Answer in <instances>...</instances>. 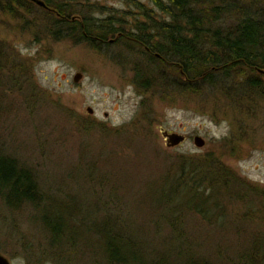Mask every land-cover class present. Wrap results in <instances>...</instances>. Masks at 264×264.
Wrapping results in <instances>:
<instances>
[{"label": "rangeland", "instance_id": "374dc122", "mask_svg": "<svg viewBox=\"0 0 264 264\" xmlns=\"http://www.w3.org/2000/svg\"><path fill=\"white\" fill-rule=\"evenodd\" d=\"M190 1L207 12L213 6L233 5L229 13L219 12L218 23L223 27L234 24L246 10L256 15L258 9L264 8V0ZM71 2L95 18L112 16L128 26L143 20L136 2L154 9L150 0ZM32 8L34 13L21 12L19 17L0 12L3 152L29 167L47 194L61 200L73 197L96 216L103 212L122 213L138 224L135 228L153 230L155 213L144 201H138L136 194L147 170L134 177L126 172L128 178H133L121 190L116 187L115 194L111 184L114 180L108 184L98 180L105 170H96V164L87 169L89 149L85 144L101 136L82 130L89 124L96 131L100 125L113 129L136 119L141 123L151 119L152 144L164 152L161 158L165 164L178 156L194 160L212 154L235 173L234 193L217 189L215 195L222 202L218 214L226 216L224 221L202 222L197 210L182 209L181 229L197 239L200 251L206 256L219 251V257L229 262L234 252L245 249L252 239L264 238L263 215L258 211L262 209L264 193V88H252L246 75L233 74L220 84L197 85L195 92L173 85L165 86L162 92H143L132 83V63L138 60L135 51L130 53L116 44L114 37L100 50L65 38L56 40L44 13ZM77 72L82 77L75 83L72 77ZM87 107L92 108L91 114L86 112ZM159 128L183 134L185 141L167 147ZM194 135L204 139L202 147L194 146ZM96 152L92 155L99 165V151ZM235 196L256 203V212L246 213L243 204L235 203ZM238 212L245 215L246 221L232 225L231 215ZM34 214L32 210L10 211L0 201V254L10 264H55L43 252V234L33 222Z\"/></svg>", "mask_w": 264, "mask_h": 264}, {"label": "trees", "instance_id": "16d2710c", "mask_svg": "<svg viewBox=\"0 0 264 264\" xmlns=\"http://www.w3.org/2000/svg\"><path fill=\"white\" fill-rule=\"evenodd\" d=\"M43 2L44 8L30 0H0V12L19 17L21 12L34 13L33 6L44 13L54 39L85 43L96 50L114 37L116 44L138 56L132 63V83L143 92H162L171 85L195 92L197 85L220 84L233 74L246 75L252 88H264V72H258L264 71V8L256 15L246 10L234 24L223 27L218 23L219 12L229 13L233 5L213 6L207 12L197 9L190 0H150L154 9L135 3L143 20L128 26L112 16L95 18L71 0ZM143 121L136 119L113 129L100 125L96 131L89 124L82 130L101 136L85 144L89 149L87 169L96 164V170H105L106 174H98V180L103 184L114 180L115 194L116 187L120 189L134 174L147 170L136 194L138 201H144L155 213L153 230L135 228L138 224L121 212L96 216L73 197L61 200L47 194L29 167L0 148L3 207L13 212H35L33 222L43 234V252L55 264H264V238L260 236L245 249L236 250L228 262L219 257V251L204 255L197 239L181 229L185 207L197 210L202 222L224 221L226 216L218 214L222 202L215 195L217 189L234 193L235 173L212 154L194 160L178 156L165 164L161 158L164 152L152 144L154 120ZM112 146L114 151H110ZM96 151L101 167L92 155ZM126 172L133 177L128 178ZM261 194L262 209L258 211L264 224ZM234 199L243 204L246 213L256 212L258 205L252 200ZM244 217L239 212L232 214V225L242 224Z\"/></svg>", "mask_w": 264, "mask_h": 264}, {"label": "water", "instance_id": "95a60500", "mask_svg": "<svg viewBox=\"0 0 264 264\" xmlns=\"http://www.w3.org/2000/svg\"><path fill=\"white\" fill-rule=\"evenodd\" d=\"M31 2L35 3L36 5L40 7H46L45 3L43 0H30ZM259 73H263L264 71L262 69H258ZM82 77V74L80 72H77L73 75L72 80L73 82H78V80ZM86 112L91 114L93 112L92 108L87 107ZM159 132L162 136V138L165 140V144L167 147H174L177 145H180L185 141V135L183 134H178L175 132H168L167 130H164L162 128H159ZM192 143L194 146L200 148L204 145V139L201 138L199 135H194L192 137ZM0 264H10L9 261L0 254Z\"/></svg>", "mask_w": 264, "mask_h": 264}, {"label": "flooded vegetation", "instance_id": "af4514ba", "mask_svg": "<svg viewBox=\"0 0 264 264\" xmlns=\"http://www.w3.org/2000/svg\"><path fill=\"white\" fill-rule=\"evenodd\" d=\"M261 74H263V73H261ZM263 76V75H262ZM263 78V80H264V76L262 77Z\"/></svg>", "mask_w": 264, "mask_h": 264}]
</instances>
